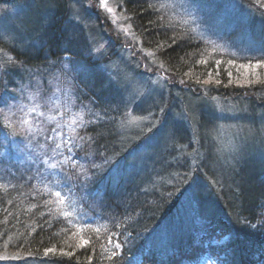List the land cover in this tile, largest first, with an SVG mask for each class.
Returning a JSON list of instances; mask_svg holds the SVG:
<instances>
[{"label":"trees","instance_id":"16d2710c","mask_svg":"<svg viewBox=\"0 0 264 264\" xmlns=\"http://www.w3.org/2000/svg\"><path fill=\"white\" fill-rule=\"evenodd\" d=\"M20 1L18 8L22 7L24 0ZM190 1V9L197 13L193 23L178 10L169 9L168 0H121L137 42L165 66L169 76L193 87L197 79H207L209 72L214 78L216 60L221 61L220 68L215 69L218 71L216 78L221 80L225 72H231L224 65L229 57L238 64L260 59V52L256 54L254 49L260 42L257 40L264 38V6L261 0H242L253 12L247 27L253 39L251 48H245L244 43L228 46L227 42L240 34L241 24L230 26L229 21L223 22L219 17L220 10H223L221 4L215 0ZM76 8L72 0H53L42 35L22 42H10L7 38L6 43L0 40V48L15 58L14 66L8 68L11 74L8 72V76L3 70L5 74L2 72L0 77V109L3 103L17 99L11 95L13 82L25 85L27 81L22 79L23 73L30 77L33 71L42 70L51 62L56 65L65 57L76 61L82 59V55L77 54L80 50L73 46L76 42L68 37L86 42L92 31L88 25L73 22ZM218 25L221 33L217 31ZM200 35L209 42L199 40ZM29 41H36L39 45L33 51L39 55L36 60L27 51H22ZM212 42H222L225 48H234L235 51L231 52L240 56L234 58L228 54L225 58L226 55L218 53ZM239 49L248 52L242 53ZM201 60L207 63L202 64ZM82 62L89 69L76 73L73 94L77 101L74 106H62L64 111L57 117L61 124L67 119H78L74 124L71 122V131L66 127L62 129L66 134L64 137L68 136L73 143L66 145L70 164L59 172V190L66 191L79 207L77 222L69 217L72 213L66 214L62 206L59 205V209L55 207L52 195L43 193V190L35 193L36 187L24 178L7 173L8 168L4 167L7 171L4 170L5 164L0 160V171L5 174L0 184L10 180L14 185L10 190L0 188V241L6 240L2 243L9 244L4 249L0 242V257L11 256L12 252L21 255L22 259L16 264L29 261L39 264H264L263 169L255 171L249 179L225 182L223 177L208 173V169L194 157L198 165L192 171L184 162L165 165L163 161L153 167L154 176L165 174L169 169L171 181H162L146 192H142L141 187L149 185L146 184L148 177L140 184L124 185L121 181L118 186L112 185V172L117 164L129 162L138 149L132 141L134 136L122 135L120 127L127 125L130 116L149 115L154 109H150L153 99L146 105L128 99L125 89L118 84L107 83L106 74L97 68L98 62L92 59ZM39 72H35L33 77ZM233 88L231 93H236L238 89ZM189 96L185 94L187 99ZM2 114L0 111V153L8 152V157L4 158L11 160L17 155L15 150L20 151L26 143V137L13 134V130L3 125ZM42 125L44 129L48 128L46 121ZM50 131H42L38 143L53 149L57 136L55 129ZM173 132L175 137L171 142L174 146H183L191 156L195 155L196 149L190 148L193 145L186 140L185 131ZM3 137L10 140L6 143ZM71 145L75 146L72 151ZM172 150L171 154L167 153L168 158L173 154ZM203 169L210 175L211 184L217 186L215 190L210 188L211 192L205 195L206 181H210L205 179L207 173ZM85 177L91 179L86 180ZM184 178L188 179L185 184L182 182ZM191 178L197 181L194 185L190 183ZM201 179H204L202 183L199 182ZM58 214L68 218H58ZM5 219L9 220L7 224L2 222ZM98 224H107L105 235H99L92 227H98ZM88 225H92L91 228ZM112 241L121 247L111 249L108 243ZM49 248L55 252L45 256V250ZM113 251L117 252L115 257L112 256Z\"/></svg>","mask_w":264,"mask_h":264},{"label":"rangeland","instance_id":"374dc122","mask_svg":"<svg viewBox=\"0 0 264 264\" xmlns=\"http://www.w3.org/2000/svg\"><path fill=\"white\" fill-rule=\"evenodd\" d=\"M19 1L2 0L0 3V40L4 43H6L5 38L10 42L12 40L22 42L32 40L39 34L42 35L49 6L53 2V0H21L23 5L18 8ZM72 1L77 7V11L72 16L73 22L88 25L87 27L92 31L86 42L71 36L68 37L70 41L76 42L73 46L80 50L77 54H81L82 59L76 61L65 57L62 62L56 65L51 62L46 68L33 71L34 73L40 71L34 77V73L30 77L23 73L22 77L24 78L22 79L28 82H24L25 85L13 82L14 90L11 95L17 99L7 104L3 103V108L0 111L3 112V125H6L11 131L13 130V134L26 137V143L22 145L20 151L19 149L15 150L17 155L11 160L4 158V156L8 157V152L0 153V160H2V164H5V166L2 165L3 169L8 168L9 172L6 170L7 173L24 178L33 187L38 188H34L35 193L43 190V193L52 195L55 207L58 206L59 209V205L62 206L66 209L67 215L72 213L69 216L72 220L76 219L79 207L66 191L59 190V172L70 164L69 158L66 157V151H68L66 145L73 143V140L71 142L68 140V136L64 137L66 134L62 129L66 127L71 131V122L74 124L78 119L73 121L67 119L61 124L57 117L64 111L62 106L65 108L74 106L77 101L73 94L76 88L74 79L77 72L89 69L86 63L82 62L84 59L98 62L97 68L106 74L107 83H115L125 89L128 99L137 101L141 105H146L153 99L150 109H154L149 115L134 118L130 116L127 125L120 127L122 135L134 136L132 141L134 140L133 144L137 145L138 149L131 155L129 162L121 163L119 170H113L112 185L118 186L121 181L124 185L135 182L140 184L148 177L149 182L146 184L149 185L141 187L142 192H146L157 187L162 181L166 183L171 181L169 169L165 174L154 176L153 167L163 161L165 165L184 162L189 165V169L192 171L198 165V162L194 161L195 158L208 169V173H213L218 178L223 177L225 182L249 179L255 171L262 169L264 171V84L255 83L252 86L230 84L228 83L229 77L225 72L220 86L195 83L192 85L193 87H188L184 81H178V79L169 76L165 72V66L154 55L142 49L135 38L130 20L123 11L121 0ZM168 1L169 9L178 10L187 21L193 23L197 13L190 9L192 7L190 0ZM215 1L223 7V10L219 12V17L223 22L229 21L230 26L236 23L241 24L240 34L235 37L238 40L235 38L233 41L230 40L227 42L228 46L244 43L245 48H251L253 44L250 41L253 39L247 27L253 12L251 13L249 7L242 0ZM219 27L220 25H218L217 31L221 33ZM27 44L24 48L20 47L22 51H27L34 60L39 58L38 53H33L34 48L39 46L38 43L29 41ZM211 44L220 54L223 53L226 56L229 54L234 58L240 56L239 53L231 52L235 51L234 48H225L222 42H212ZM239 51L248 52L243 49H239ZM226 56L224 57L228 58ZM14 59L11 53L0 48V63L2 65V67L0 66V77L4 72L8 76L11 74V70L8 68L14 66ZM226 60L229 61L231 58ZM256 61L257 59H254L253 63ZM232 62L234 65H239L237 62ZM35 63L38 64V62ZM220 65L218 68L216 65L214 66L213 80L218 79L216 75ZM224 65L231 69L232 78L239 75L233 65L229 63ZM255 71L264 80V68L255 69ZM9 78L12 81L11 75ZM232 88L238 89V91L231 93L230 89ZM184 93H188L190 98L187 99ZM43 121H46L48 128H43ZM165 126L167 127L165 128ZM44 130L54 132L57 136L53 149H48L45 144L38 143L39 135ZM181 130L185 131L184 136L189 141L188 143L193 145L190 148L196 149L195 155L191 156L185 147H176L171 142L175 137L173 131ZM49 136L53 138L50 133ZM136 136L138 138L135 140ZM3 139L6 143L10 140L6 137ZM24 145L27 147L24 148ZM74 147L71 145L70 150L72 151ZM172 149L174 152L168 158L167 153L171 154ZM236 168L238 170L233 171ZM208 173L205 179L210 183L206 181L207 188L203 191L204 195L211 192L210 188L212 190L217 188L215 184H211ZM190 176L191 174L188 175L189 178ZM1 177H5L3 170L0 171V179ZM135 178L136 180H134ZM194 179L191 178V184ZM187 180L184 178L182 182L185 184ZM203 181L204 179L199 180L200 183ZM12 186L14 185L10 180L0 184V188L8 190ZM56 192H60L61 196H56ZM67 215L58 214L57 216L59 218L67 217ZM8 221V219L2 220L4 224H7ZM2 222L1 224H3ZM78 222L80 221L78 220ZM191 223L192 221L189 220V224ZM88 226L91 228L92 225ZM106 226L107 224H102L92 227L96 228L94 229L99 235H105ZM116 243V241L114 244L113 241L109 242L108 246L111 245V249L116 250ZM2 244L1 247L4 249L9 246V244ZM12 253L11 256H1L0 264H16L19 259H22L21 255ZM25 264L39 263L29 261Z\"/></svg>","mask_w":264,"mask_h":264},{"label":"snow or ice","instance_id":"6c2138e0","mask_svg":"<svg viewBox=\"0 0 264 264\" xmlns=\"http://www.w3.org/2000/svg\"><path fill=\"white\" fill-rule=\"evenodd\" d=\"M194 3H196V0H193ZM261 4L262 6H264V0H261ZM200 7H203V5H198ZM109 11H111V9H109ZM173 43H175V38L173 37ZM199 40H205V37L203 35H200ZM205 42H209L206 41ZM222 47V46H221ZM256 50L260 52L261 57L259 60H257L255 63L249 62L247 64H239V65H234L233 62L231 60L228 61V63L230 65H233V67H235L237 73H239V75L235 78H232V73L228 72L227 75L229 77V81L228 83L232 84H240L241 86L243 84H247L249 86H252L255 83H260V84H264V80H262L259 76V74L255 71V69H260V68H264V39H262L259 42L258 47H256ZM200 63L202 64H206L207 61L206 60H201ZM221 61L220 60H216L215 64L217 66V68L219 67ZM196 83L198 84H203V85H212L214 84L215 86H220L221 85V80L220 79H215L213 80L212 78V74L211 72L208 73V78L204 79L203 81L197 79ZM227 86V85H225ZM108 161L106 160L105 163H107ZM120 166L119 164H117L116 166V170H119ZM86 180L91 179V177H85ZM193 183L195 184V181H193ZM56 196H61L60 192H56ZM61 202H63V200H61ZM84 243L86 244L87 241H84ZM121 247V245L119 243H117L115 245L116 249H119ZM49 252H55V249H46L45 250V256L48 255ZM64 255H70L69 253H64ZM117 255L116 251H113L112 256L115 257Z\"/></svg>","mask_w":264,"mask_h":264}]
</instances>
